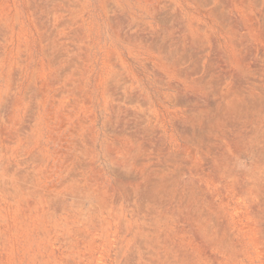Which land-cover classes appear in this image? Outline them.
I'll use <instances>...</instances> for the list:
<instances>
[{
  "label": "rangeland",
  "instance_id": "1",
  "mask_svg": "<svg viewBox=\"0 0 264 264\" xmlns=\"http://www.w3.org/2000/svg\"><path fill=\"white\" fill-rule=\"evenodd\" d=\"M0 264H264V0H0Z\"/></svg>",
  "mask_w": 264,
  "mask_h": 264
},
{
  "label": "bare ground",
  "instance_id": "2",
  "mask_svg": "<svg viewBox=\"0 0 264 264\" xmlns=\"http://www.w3.org/2000/svg\"><path fill=\"white\" fill-rule=\"evenodd\" d=\"M159 181V180H158ZM158 198V197H157ZM64 199V198H63ZM145 202V201H144ZM150 208H152V207H150ZM149 210V209H148ZM152 210V209H151ZM154 211V210H153ZM123 220V219H122ZM126 220V219H125ZM125 220H123V221H125ZM153 221V220H152ZM122 222V221H121ZM125 223V222H124ZM154 229V228H153ZM158 233V232H157ZM208 234V233H207ZM165 236V235H164ZM145 238V237H144ZM138 239H140V238H138ZM143 239V238H142ZM144 243V242H143ZM144 246V245H143ZM144 251V250H143ZM146 251V250H145ZM148 252H150V251H148ZM147 253V252H146ZM154 253V252H153ZM139 255V254H138ZM150 256V255H149ZM162 256V255H161ZM163 257V256H162ZM145 258V257H144ZM147 259V258H146ZM151 260H153V259H151ZM156 261L158 260V259H155ZM143 261V260H142ZM177 261V260H176Z\"/></svg>",
  "mask_w": 264,
  "mask_h": 264
}]
</instances>
